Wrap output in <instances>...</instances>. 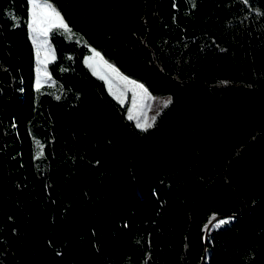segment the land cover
<instances>
[{
  "label": "trees",
  "instance_id": "16d2710c",
  "mask_svg": "<svg viewBox=\"0 0 264 264\" xmlns=\"http://www.w3.org/2000/svg\"><path fill=\"white\" fill-rule=\"evenodd\" d=\"M50 1L37 91L28 0H0V264H264V0ZM92 49L170 95L151 128Z\"/></svg>",
  "mask_w": 264,
  "mask_h": 264
},
{
  "label": "rangeland",
  "instance_id": "374dc122",
  "mask_svg": "<svg viewBox=\"0 0 264 264\" xmlns=\"http://www.w3.org/2000/svg\"><path fill=\"white\" fill-rule=\"evenodd\" d=\"M48 2L53 5L57 10L58 7L56 3L48 0ZM29 4V2H28ZM59 11V10H58ZM39 19V18H38ZM32 24V6L29 4V20H28V32L29 37L32 41V36H37V43L43 40H47V44H40V60H37L36 57V49L37 44H33L34 47V68H35V76L39 75L41 84L45 82H50L51 78L49 72L47 70V64L54 57V49L49 40V32L45 36L42 33H33L31 27ZM38 29L43 28L46 25L38 22L36 25ZM96 50V49H95ZM98 51L100 54L101 52ZM102 57V59H101ZM85 64L89 67V69L98 77H100L105 85L107 90L114 96L117 101H123L122 104L127 103V115L130 114L134 117L133 120L135 124L142 123L147 124L152 122V117L155 116L163 107V101L167 100L170 95L169 94H154L150 92L144 84L140 81L122 73L112 61L106 59L102 54L97 57L93 55V52L86 55L84 57ZM37 66L40 67L41 71L37 73ZM118 69V73L112 70V67ZM126 77L127 79H124ZM36 78H35V86H36ZM142 84L144 89L147 90L145 93L144 90L137 88L134 83ZM40 84V85H41ZM121 103V102H120ZM225 219H229L228 217ZM224 225V224H223Z\"/></svg>",
  "mask_w": 264,
  "mask_h": 264
},
{
  "label": "snow or ice",
  "instance_id": "6c2138e0",
  "mask_svg": "<svg viewBox=\"0 0 264 264\" xmlns=\"http://www.w3.org/2000/svg\"><path fill=\"white\" fill-rule=\"evenodd\" d=\"M29 4L32 6V24H30L29 26L31 27V30L33 33H42L43 35H47L49 31H51L53 28H60L63 29L64 32L68 33L69 35H71V29L68 26V24L65 22L63 16L60 14V12L53 6L51 5L48 0H28ZM249 2V0H243V3L245 5H247ZM193 7H195V3L193 2L192 4ZM175 7V4H174ZM258 12V14L260 15H264V13H259V10H256ZM11 19H13L16 23L14 26L18 27L19 26V21L18 18L11 13H7ZM39 18V19H38ZM38 22L45 24L46 26L43 28H37L36 25ZM32 42L34 44H37V49H36V57L37 60H40V44H47L48 41L47 40H43L40 41L39 43H37V36H32ZM79 39V38H78ZM86 43V42H85ZM93 55L99 57L101 54L96 51L95 49H92ZM54 58V57H53ZM67 59H72L71 56L67 57ZM102 59V57H101ZM112 67V66H110ZM62 70H66V69H62ZM112 70L118 73V69H115L114 67H112ZM37 73H39L41 71L40 67L37 66L36 69ZM124 79H127L126 77H124ZM134 83L135 86L137 88H140L142 90L145 91V93L147 92L146 89H144V86L142 84H138L136 82H131ZM40 84H41V80L39 75H37L36 78V90L39 91L40 88ZM56 99H60L59 96L56 97ZM121 104L123 103V101H120ZM163 106L167 107L168 104L171 103V97H169L167 100H164L163 102ZM157 115H159V113H157ZM134 117L130 114L128 116L129 120H132ZM152 121H155L156 117L153 116ZM136 127L138 129H140L141 131H146L148 128L152 127L151 123H147V124H142V123H137ZM34 144L36 145L38 151L35 152V156L34 158H39L40 156L43 155V145L40 143V141L35 140L34 138ZM213 219H215V217H213ZM230 222V218L229 219H221L217 222L216 227H219L220 225L226 224ZM209 223L211 224L212 221L210 220ZM205 227L207 228L208 225H205Z\"/></svg>",
  "mask_w": 264,
  "mask_h": 264
},
{
  "label": "crops",
  "instance_id": "0c3cea01",
  "mask_svg": "<svg viewBox=\"0 0 264 264\" xmlns=\"http://www.w3.org/2000/svg\"><path fill=\"white\" fill-rule=\"evenodd\" d=\"M34 70H35V68H34ZM35 78H36V76H35Z\"/></svg>",
  "mask_w": 264,
  "mask_h": 264
}]
</instances>
